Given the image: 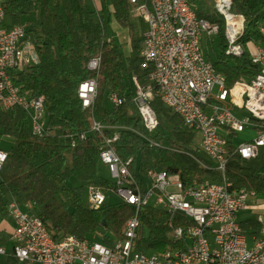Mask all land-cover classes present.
<instances>
[{"label": "trees", "instance_id": "obj_1", "mask_svg": "<svg viewBox=\"0 0 264 264\" xmlns=\"http://www.w3.org/2000/svg\"><path fill=\"white\" fill-rule=\"evenodd\" d=\"M99 1L101 9L86 0H10L6 4L9 26L23 25L40 57L39 64L20 74L23 91L45 98L49 124L58 132L36 137L22 108H0V135L14 140L0 173V213L6 217L9 202L15 200L37 214L55 239L96 236L113 245L124 238L126 224L137 209L122 200L110 202L115 182L103 177L98 168L106 148L105 137L118 134L112 147L122 160L133 159L130 170L142 188L150 170L177 174L184 184L206 179L220 182L224 176L205 158L200 146L202 134L188 127L158 96L152 99L151 107L159 124L152 131L145 126L134 103L133 77L144 80L148 72L141 54L147 23L133 17L130 0ZM233 1L234 12L244 17L243 33L237 41L243 48L240 56L226 52L225 22L216 17L215 1L192 0L198 17L220 25V32L208 37L212 41L218 38L219 50L212 47V55L205 53L227 87L257 76L260 66L252 61L250 44L257 46L264 41L260 31L264 0ZM35 12L38 17L31 20ZM110 25L126 30L127 53L117 44ZM203 45L205 48V40ZM96 57L101 58L98 73L87 67ZM90 78H97L98 94L93 108L84 109L78 87ZM111 94L123 97L124 103L113 107ZM93 120L105 126L104 136L90 132ZM84 132L86 137L82 138ZM225 178L233 189L244 188L264 198V148L252 159L230 156ZM73 179L76 185L71 184ZM91 186L105 193L102 206L89 207L85 195ZM263 212L259 209L254 216L241 220L243 230L258 234V217ZM138 215L141 225L136 248L148 254L171 247L174 229L188 222L181 214L172 216L154 206H142Z\"/></svg>", "mask_w": 264, "mask_h": 264}, {"label": "built area", "instance_id": "obj_2", "mask_svg": "<svg viewBox=\"0 0 264 264\" xmlns=\"http://www.w3.org/2000/svg\"><path fill=\"white\" fill-rule=\"evenodd\" d=\"M0 0V108H22L29 116L31 133L36 137L56 134L49 124L45 98L23 91L20 74L40 62L38 50L23 25L9 26L6 4ZM132 12L147 23L142 48L143 66L148 69L144 80L133 77L134 103L145 126L155 130L159 124L151 107L158 96L185 124L202 134L201 149L220 171L223 181L195 180L184 184L177 174L150 170L144 188L130 170L133 159L124 161L112 147L118 134L105 137L106 148L101 162L108 166L120 200L136 207L127 222L128 236L108 245L95 239H81L74 235L55 239L43 220L25 210L15 200L8 204V214L15 219L11 235L13 251L0 244V257L18 259L28 264H264V212L259 215V233H247L238 219L240 211L251 209L254 215L264 209L259 196L246 189H233L225 178L229 157L238 154L244 159L256 158L264 148V116H253V109H264V41L252 54V61L260 72L251 81H241L246 103H239L233 87H227L205 53L204 38L220 32V25L211 21L207 29L199 28L198 15L192 0H155L157 15H150L146 0H130ZM233 0H215L219 14L229 15L225 22L228 51L243 48L237 43L235 13H227ZM154 19H161V28H154ZM264 38V26L260 29ZM101 58L91 59L87 67L99 72ZM98 94L97 78L80 83L78 96L84 109L93 108ZM117 94L110 95L113 107L124 103ZM105 126L93 120L90 132L104 136ZM252 131L245 139L240 132ZM74 138L75 134H68ZM86 137V133L80 135ZM74 145V143H73ZM8 159V151L0 147V173ZM91 208L102 206L105 193L91 186L87 191ZM154 206L172 216L181 214L188 222L176 227L171 237L187 241V248L171 246L159 253H143L136 248L141 225L139 209ZM253 215V216H254ZM190 241V243H189Z\"/></svg>", "mask_w": 264, "mask_h": 264}, {"label": "rangeland", "instance_id": "obj_3", "mask_svg": "<svg viewBox=\"0 0 264 264\" xmlns=\"http://www.w3.org/2000/svg\"><path fill=\"white\" fill-rule=\"evenodd\" d=\"M86 1H87V3H89L90 6L95 7L94 0H86ZM210 1H212V0H210ZM213 1H215V0H213ZM232 11L234 12V5H233V8H232ZM132 14H133L134 18L140 19L139 17H136L133 12H132ZM105 16L107 18V15H105ZM37 17H38V13L35 12L32 16H30V19L34 20ZM216 17L220 18V19H223L222 15H220V14L216 15ZM110 30H111L112 35L115 38L117 44L121 47L123 52L127 53L129 43H128V40H127L128 39V35L126 33V30L122 29V28H119V27L115 28L113 25H110ZM210 39H212V38H210ZM210 39L209 38L208 39L204 38V40H205V48L204 49H205L206 53H209V54L212 53L211 52V48L212 47L216 51L219 50V48H218V38H215L214 41H212ZM257 46L253 45V44H250L251 51L254 52ZM228 49L229 48L227 47L226 52L228 51ZM132 112L136 113V109L133 108ZM253 134L254 133L252 131L246 130L244 132H240L239 135H238V138H239V140L240 139H245L246 137H251ZM13 143H14L13 138L8 137V136H4V135H0V147L1 148L5 149V150H10L12 145H13ZM205 158L209 162H211V160H210V158L208 156H205ZM98 168H99V173L103 177L108 178V179H112L113 178L112 173L109 170L108 166L105 165L103 162L99 163V167ZM76 183L77 182H76L75 179L71 180V184L76 185ZM85 199H87V195H85ZM259 199L264 205V198L263 197L262 198L259 197ZM119 200H120V198L118 197V195L116 193H112L110 195V202L111 203H115V202H117ZM87 202H88V199H87ZM31 212H33V211H31ZM253 215H254V212L251 209L240 211L238 213V219L239 220H244V219H247L249 217H252ZM4 220H6V221L8 220L7 222H10L12 224L15 223V219L12 216H10L8 214L6 217H4L0 213V222H2ZM3 235L5 237L3 243L6 245L7 250L10 253L11 251H13V242H12L11 238L7 234H3ZM94 238L98 240V238H96V236H94ZM189 243H190V241H189ZM0 264H19V261H18V259H15V258L1 256L0 257Z\"/></svg>", "mask_w": 264, "mask_h": 264}, {"label": "bare ground", "instance_id": "obj_4", "mask_svg": "<svg viewBox=\"0 0 264 264\" xmlns=\"http://www.w3.org/2000/svg\"><path fill=\"white\" fill-rule=\"evenodd\" d=\"M147 6H150V15H157V6L155 5V0H146ZM232 5L227 6V13H235L236 18L238 19L237 27H236V36H239L243 33L244 29V17L242 14L238 12L232 11ZM223 17L224 22H229V15L220 14ZM199 28L207 29V24L209 20L198 17ZM218 24V23H214ZM154 28H161V19H154ZM240 45V44H239ZM229 54L239 55V50H230ZM233 94L234 96H238L239 103H246V95L242 94V85L241 81L236 82L233 86ZM253 116L255 117H263L264 109H253ZM124 236H128V226H126ZM172 238V246H180V248H187V241H182L181 238L171 237Z\"/></svg>", "mask_w": 264, "mask_h": 264}, {"label": "crops", "instance_id": "obj_5", "mask_svg": "<svg viewBox=\"0 0 264 264\" xmlns=\"http://www.w3.org/2000/svg\"><path fill=\"white\" fill-rule=\"evenodd\" d=\"M213 1V0H212ZM95 2V7L97 9H101V3L100 1L98 0H94ZM8 221V220H7ZM6 220L0 222V244L1 245H4L6 247V245L3 243L5 237L3 234H7L10 238H11V235L14 231V228H15V223L12 224L10 222H7ZM7 248V247H6Z\"/></svg>", "mask_w": 264, "mask_h": 264}]
</instances>
